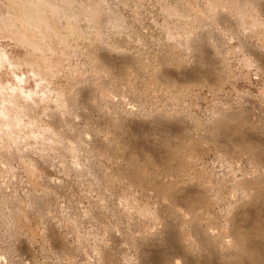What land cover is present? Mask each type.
<instances>
[{
	"label": "rangeland",
	"instance_id": "1",
	"mask_svg": "<svg viewBox=\"0 0 264 264\" xmlns=\"http://www.w3.org/2000/svg\"><path fill=\"white\" fill-rule=\"evenodd\" d=\"M49 1L45 8L0 0V36L15 33L51 56L45 72L0 41V189L5 177L9 188H27L31 226L43 233L16 238L15 264L43 260L45 241V264H148L151 256L215 264L219 234L232 238L228 224L264 240L262 197L245 220L227 213L248 190L264 188V0H75L79 7L66 8ZM24 2L37 5L29 6L34 14L22 11ZM90 23L116 34V46L98 53L102 75H85L71 55V37ZM165 34L175 39L154 56L146 45ZM185 90L199 93L190 112L151 108L166 92ZM41 144L48 150L38 154L33 145ZM218 155L228 167L207 174L199 165L211 167ZM33 169L36 186L28 183ZM185 172L210 186L165 191ZM172 206L189 212L180 235L196 260L184 248L140 247L143 234L160 235L162 220H179ZM209 226L217 238L199 240ZM233 252L242 254L236 263L252 264L251 253L226 249Z\"/></svg>",
	"mask_w": 264,
	"mask_h": 264
},
{
	"label": "clouds",
	"instance_id": "2",
	"mask_svg": "<svg viewBox=\"0 0 264 264\" xmlns=\"http://www.w3.org/2000/svg\"><path fill=\"white\" fill-rule=\"evenodd\" d=\"M69 2H71L74 7H79V4L76 3L75 0H55V6L66 8ZM40 3L46 8L49 0H40ZM173 39L175 38L165 34L163 38H154L146 47H148L150 51L155 49L154 56H156L161 54L165 47L168 46L169 41ZM0 41L3 42V46L6 50H10L11 54L15 55L18 59L28 60L32 65L45 72L51 70V56L46 49L41 53L32 47L23 46L19 43V37L15 33H10L7 30L0 36ZM116 43V34H114L111 29L98 23H90L88 28L78 32L74 37H71V55L72 58L77 61L80 69L85 75H87L88 72L102 75L103 69L99 66L100 61L98 59V53L101 49H111L115 47ZM57 55L63 56V51L58 49ZM56 67H60V65L57 64ZM198 95L199 93H193L190 90H185L178 95L166 92L165 96L167 99H165L163 103L156 100L151 104V108L156 111L166 108L169 111L179 110L190 112L194 107L190 101ZM210 95L212 94L210 93ZM213 103L215 104V99ZM169 105H171V107H169ZM137 107H143V105H137ZM33 147L36 148L38 154L48 150L46 144H41L39 147L33 145ZM208 163L212 166L208 167V164L202 162L199 166L205 168L209 175L213 174V171L216 170V165H220L224 168L228 167V160L222 155H218L215 162L209 161ZM29 167L32 168L31 165ZM29 175L31 179L28 183L32 186H36L40 179L39 171L33 169L30 171ZM13 179H15V177H13ZM24 183L25 181L22 180L21 184L23 185ZM30 195L27 188L18 189L15 185L9 188L7 177H5L2 189H0V264H15V241L20 234H31L34 239L43 234L42 230L38 227L31 226L32 221L29 219L31 205L28 202ZM49 215H53V213L49 212ZM46 243L45 241L44 244H41V251L45 253V257L43 260H38L36 264H45L46 260L50 258L46 254L47 249L44 246ZM24 264H31V262L25 260Z\"/></svg>",
	"mask_w": 264,
	"mask_h": 264
},
{
	"label": "bare ground",
	"instance_id": "3",
	"mask_svg": "<svg viewBox=\"0 0 264 264\" xmlns=\"http://www.w3.org/2000/svg\"><path fill=\"white\" fill-rule=\"evenodd\" d=\"M24 1L27 2L29 0H24ZM25 2H24V4H26ZM30 2H31V0H30ZM30 2H28V3L31 4ZM49 2H51V1H49ZM28 3L23 6V10L22 11H24V8H26V6H27L28 9L33 7V5H29L30 6V8H29ZM32 3L34 4V2H32ZM34 7H37V5L36 6L34 5ZM34 7H33V11H35ZM28 9H27V11H28ZM96 9H97V7L95 6V8H94V6H93V11L94 12L96 11ZM236 10L237 9H235V11ZM31 11H32V9H30V12ZM33 11L31 13L34 14ZM30 12H28V14H30ZM238 12L239 11H237L236 13H238ZM24 14H26V15H24ZM28 14L26 12H24V13L22 12V15L25 16V17H27ZM33 14L29 18H31V17L33 18ZM36 15H38V14H36ZM96 15H97L96 13L94 14L93 12H91V18L92 19L95 18ZM233 15H234V13H233ZM153 122H154L153 126L155 125L154 127L156 128V130H157V127L159 129L161 128V126H159L160 121H158L157 118L154 119ZM148 123H149L148 121L147 122H145V121L143 122V124H146V126L148 125ZM151 126H152V124H151ZM146 128L148 129L149 127H146ZM45 129H47V128H45ZM150 130H151V128H150ZM153 130H155V129H153ZM181 175L183 177V178L180 179L181 182H179V184H177L172 190H170V189L167 190V188H164L165 191L171 192L173 190H175V191L196 190V191H199L200 193H204L206 188H208L210 186V184L207 183L206 181L205 182L200 181V180L196 179L195 177L189 175L188 172H185V173H183ZM243 179H245V178H242V180ZM263 196H264V188H262V187L261 188H257V187L252 188V189L248 190L244 194V196H242V197H244L243 198L244 200H243L242 204L239 205L237 202L236 203L238 205L237 204H232L231 205L232 206L231 209H229L230 211L227 212V213H229V214L231 213L232 217H237V218H239L241 220H245L246 219V213L255 210V208H256V203H255L256 198L257 197H262L264 199ZM164 200L165 199H163L162 202H164ZM214 200L216 201L217 197H212V201H214ZM158 206H159V204H158ZM172 207H173V209H174V211L176 213H179V220L178 221H175V220L163 221L162 220L161 223L163 222L164 225H163V230L161 231L160 235H159L158 232H157L158 236H156V237L148 236V234H143L142 237H141V240H140L141 241L140 247L142 248V250L143 249H149V250H152V251H155V252L156 251L160 252L162 249H166V248L168 250H176L177 248H179V249L184 248L186 250V253L189 254L191 257L195 258V260H196V257H198V256H196V254H194L192 252L193 250L191 248H189L187 250L186 247L182 245V238H181V235H180V233H182V226L184 225V222H185V220L187 218V215H189V212L183 210L182 208L176 207V206H172ZM194 209L196 210L197 207L194 208ZM201 209H203V208H201ZM190 213H194V212H190ZM201 213H204V212H201ZM154 214H156V213H154ZM194 215L195 214H191V216H194ZM155 216H157V214ZM146 217H148V216H146ZM155 219H156V217H155ZM158 219L159 218H157V221H158ZM190 219L192 221V225H194V228H197V226H198L197 222H195L192 218H190ZM228 225H229V228H228V231L226 233L232 236L231 239L223 238L221 236V233L219 234V236L216 235V237H215L214 234H213L212 228H210L211 226H209V227L205 228L204 230L200 231L199 232V236L197 237L199 240H202V241L206 240L209 237L215 239L218 236L220 238V239H218L219 240L218 241V244H219L218 250L220 252V258H218L217 261H215V264H240V263H236V262H237V260L241 259L242 254L239 253V252H233V256L231 257L230 253L226 254V249H228L229 247L240 248V249H242L245 252V254L251 253L252 256H250V258H252L254 264H264V255H261V254L256 252V249H258V248H259L258 250H260V251L263 250L264 251V245L263 246H259V245H256L254 243V242L264 243V240L262 238H261V240L252 239L250 237V235L246 231H243V230H240V229H238L236 227H233L232 224H228ZM148 230L149 229L144 230V231H148ZM149 234H150V232H149ZM224 236L227 237L228 235H224ZM185 239H188V238L185 237ZM215 241H217V239L214 240L213 242H215ZM216 250H217V248H216ZM201 257L202 258H200L199 261H201V260H203V262L206 261L207 255H204V253H202ZM253 262H252V264H253ZM179 263H181L180 260H176L175 259L172 262L167 263V264H179ZM148 264H163L162 263V258L160 259L157 256H151V257L148 258ZM181 264H183V263H181Z\"/></svg>",
	"mask_w": 264,
	"mask_h": 264
}]
</instances>
